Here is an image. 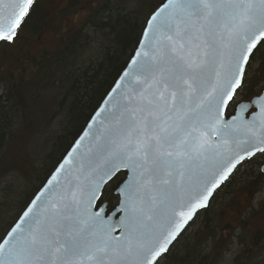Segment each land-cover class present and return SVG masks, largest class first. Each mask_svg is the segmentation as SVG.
Wrapping results in <instances>:
<instances>
[{
  "label": "snow or ice",
  "instance_id": "6c2138e0",
  "mask_svg": "<svg viewBox=\"0 0 264 264\" xmlns=\"http://www.w3.org/2000/svg\"><path fill=\"white\" fill-rule=\"evenodd\" d=\"M34 4L0 0V44ZM260 65L264 0H162L0 264H158L238 166L264 165V89L246 87Z\"/></svg>",
  "mask_w": 264,
  "mask_h": 264
},
{
  "label": "trees",
  "instance_id": "16d2710c",
  "mask_svg": "<svg viewBox=\"0 0 264 264\" xmlns=\"http://www.w3.org/2000/svg\"><path fill=\"white\" fill-rule=\"evenodd\" d=\"M39 1L19 38L0 44V241L82 133L137 48L147 17L162 3L146 12L149 0H134L135 8L126 11L105 0L82 28H57L52 49L22 55L20 49L29 50L64 13L48 17ZM92 30L108 44L99 57L87 60ZM250 72L246 87L264 89V65ZM58 116L57 130H49ZM45 133L50 142L40 153L33 144ZM261 168L259 162L240 165L158 264H264ZM6 178L14 183L1 187Z\"/></svg>",
  "mask_w": 264,
  "mask_h": 264
},
{
  "label": "rangeland",
  "instance_id": "374dc122",
  "mask_svg": "<svg viewBox=\"0 0 264 264\" xmlns=\"http://www.w3.org/2000/svg\"><path fill=\"white\" fill-rule=\"evenodd\" d=\"M105 0H40L38 7H40L44 12L48 13V17L59 16L57 13L64 11L61 15L62 17L59 20L53 21V25L47 24L48 30L39 35L34 41L30 49L22 47L20 52L22 55H25L26 52L31 54L39 53L45 49H52L56 42L57 28H65L64 30H76L83 27V24L86 22V19L90 14L93 13L100 5L104 3ZM115 4H119L126 11H130L135 8L136 1L134 0H112ZM111 2V3H112ZM158 3V0H149L148 4L145 6L146 12L149 9ZM90 28V25L89 27ZM91 44L90 50L86 53L85 59L93 60L100 56L102 53V48L108 43L105 40V36L100 32H95L92 30L90 32ZM12 67L11 64L7 65V69ZM60 118L54 119L51 122L49 130H57ZM47 133L42 134L36 139L33 144V148H37L38 151L44 152L48 148L49 140ZM13 178L7 180L4 179L1 183V187L4 185H12ZM235 249L233 250V252ZM232 257L233 255H229Z\"/></svg>",
  "mask_w": 264,
  "mask_h": 264
},
{
  "label": "water",
  "instance_id": "95a60500",
  "mask_svg": "<svg viewBox=\"0 0 264 264\" xmlns=\"http://www.w3.org/2000/svg\"><path fill=\"white\" fill-rule=\"evenodd\" d=\"M142 33H143V32H142ZM141 38H142V35H141ZM137 46H138V45H137ZM128 63H129V62H128ZM127 65H128V64H127ZM127 65H126V67H127ZM126 67H125V68H126ZM125 68H124V69H125ZM122 72H123V71H122ZM122 72H121V73H122ZM118 78H119V77H118ZM118 78H117V79H118ZM117 79H116V80H117ZM114 84H115V83H114ZM114 84H113V86H114ZM113 86H112V87H113ZM112 87H111V89H112ZM111 89L109 90L108 93L111 92ZM108 93L106 94V96L104 97V99L107 97ZM104 99H103V100H104ZM103 100H102V102H103ZM102 102H101V104L99 105V107L97 108V110L94 112V114L91 116V118L89 119V121L87 122V124H86L85 128L83 129L82 133L78 136V138L75 140V142L72 144V146L70 147V149L68 150V152H67V153L65 154V156L63 157V159L60 161V163H62L63 160L68 156V153L71 151V149H72V147L75 145L76 141L79 140L80 137L83 136L84 133H85L86 131H88V125L91 123V120H92V118L95 116V113H96V112L99 110V108L102 106ZM84 144H85V146H88V140H87V139L84 141ZM58 165H59V164H58ZM58 165H57V166H58ZM238 167H239V166H238ZM238 167H237V168H238ZM262 167H264V165H262ZM55 169H56V168H55ZM55 169H54V171L51 173V175L55 172ZM236 170H237V169H236ZM236 170H235V171H236ZM235 171H234V172H235ZM234 172H233V174H234ZM233 174H232V175H233ZM51 175L48 177V179L51 177ZM232 175H231V176H232ZM231 176H230V177H231ZM230 177H229V179H230ZM48 179L46 180V182L44 183V185L47 183ZM229 179H228V180H229ZM228 180H227V181H228ZM227 181H226V182H227ZM226 182H224V183L222 184V186H223ZM44 185H43V186H44ZM43 186H42V187H43ZM222 186H221V187H222ZM42 187H41V188H42ZM221 187H220V188H221ZM41 188H40V189H41ZM220 188H218L217 190H219ZM40 189H39V190H40ZM39 190H38V192H39ZM217 190L215 191V193L217 192ZM38 192H37V193H38ZM37 193H36V194H37ZM215 193H214V195H215ZM36 194H35V195H36ZM214 195H213V197H214ZM213 197H212V198H213ZM33 198H34V197H33ZM212 198L210 199L208 206L210 205ZM31 201H32V200H31ZM31 201H30V202H31ZM208 206H207L206 208H204V209L199 210V211L195 214L193 220L189 222V224L187 225L186 229H187V228L189 227V225L195 220L196 216H197L200 212H202L203 210L207 209ZM18 218H19V217H18ZM17 220H18V219H17ZM17 220H16V221H17ZM186 229H185V230H186ZM185 230H184V232H185ZM184 232H183V233H184ZM183 233H182V234H183ZM182 234H181V235H182ZM178 239H179V238H178ZM175 243H176V241L173 243V245H174ZM173 245H171L170 248H171ZM169 250H170V249H169ZM164 255H165V254H164ZM164 255H162V256L158 259V262L161 260V258H162Z\"/></svg>",
  "mask_w": 264,
  "mask_h": 264
}]
</instances>
